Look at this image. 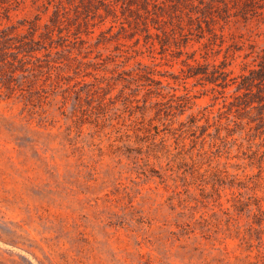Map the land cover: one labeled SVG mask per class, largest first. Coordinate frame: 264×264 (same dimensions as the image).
<instances>
[{
	"label": "rangeland",
	"instance_id": "1",
	"mask_svg": "<svg viewBox=\"0 0 264 264\" xmlns=\"http://www.w3.org/2000/svg\"><path fill=\"white\" fill-rule=\"evenodd\" d=\"M23 20L0 264H264V124L233 83L264 0H0V28Z\"/></svg>",
	"mask_w": 264,
	"mask_h": 264
},
{
	"label": "trees",
	"instance_id": "2",
	"mask_svg": "<svg viewBox=\"0 0 264 264\" xmlns=\"http://www.w3.org/2000/svg\"><path fill=\"white\" fill-rule=\"evenodd\" d=\"M109 5V4H107ZM58 11V9L56 10ZM6 20H9V14H4ZM25 20L18 22L19 25H10L5 28H0V87H4L6 91L10 92L14 90L13 81L16 80L14 73L20 69L22 71H30L26 63L29 60L25 59L26 55L33 56L34 52L38 49L39 40H36L34 34L38 28L35 21L28 22V31L24 34L18 33V28L25 25ZM40 47V46H39ZM251 51L256 52L253 60L256 61L252 66L247 68V72L240 73L237 77H234L233 83H236V92H241L236 98H239L238 106H242L244 109H248V112L255 111V116L250 118V121H257V128L263 127L264 124V50L261 49L257 52L255 44L250 45ZM22 54V56H20ZM18 63V65H16ZM204 73V72H203ZM232 73V70H231ZM208 77V74H204ZM223 77L225 80L226 72L220 71L218 75L212 74L208 81H216L219 77ZM22 75L21 77H26ZM239 79V80H237ZM259 212L264 213L260 208Z\"/></svg>",
	"mask_w": 264,
	"mask_h": 264
}]
</instances>
